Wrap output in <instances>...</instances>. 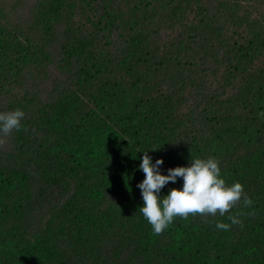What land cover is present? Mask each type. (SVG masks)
I'll list each match as a JSON object with an SVG mask.
<instances>
[{"label": "trees", "instance_id": "trees-1", "mask_svg": "<svg viewBox=\"0 0 264 264\" xmlns=\"http://www.w3.org/2000/svg\"><path fill=\"white\" fill-rule=\"evenodd\" d=\"M196 1L35 0L30 21L19 22L26 17L22 11L14 19L16 26L0 9V107L8 106L13 96L12 76L22 74L26 63L34 59L32 51L39 53L33 46L43 42L41 37L54 38L56 27L62 28L66 39L58 63L72 68L62 69L58 86L55 82L58 93L38 102L34 113L23 110V127L9 136L14 146L0 145V264H155L153 251L159 242L149 227L137 223V217L143 216L137 211L143 206L137 185L144 173L135 165L144 150L148 155L155 153V161L159 153L173 159L159 166L162 175L170 168L190 166L192 158L215 157L226 183H241L252 200L245 217L252 212L248 231L262 233L255 243L262 247L255 264H264V109L257 106L264 105V89L256 92L264 88V15L255 18L251 11L240 15L237 0ZM240 1L251 7L260 0ZM215 17L243 30L240 42L225 38L227 34L219 29L223 24L211 27ZM166 29L170 30L166 44L155 45V33ZM186 56L203 70L197 82L189 81L190 86L179 82L187 73ZM208 71L217 76L211 79ZM66 73L71 80L65 78ZM225 87L231 93L228 107L221 106L224 102L215 104L216 93L222 96ZM157 114H162L156 119L158 124L163 116L173 118L168 135L155 125ZM32 132L44 139L37 141ZM128 156L132 159L126 164ZM47 157L63 164L70 181L81 179L82 169L108 164L112 172L116 169L128 194L115 190L117 210L107 211L100 220L92 218L96 213L80 209L67 211L68 216L63 212L56 222L58 209L40 205L28 192L31 185L41 193L48 187L65 192L70 185L66 181L59 184L61 168L50 174L49 184L41 172L40 180L31 182L32 169ZM133 176L142 180L128 182ZM182 186L183 179L177 177L170 188ZM25 204L30 207L26 209ZM238 204L237 211L243 213V199ZM122 206L137 211V217L128 213L122 220L117 217L120 228L108 235L107 221ZM33 214L39 215L40 224L32 223ZM167 230L179 235L172 225ZM116 244L120 246L115 248ZM186 249L184 255L181 246H168L163 264H217L200 244L191 241Z\"/></svg>", "mask_w": 264, "mask_h": 264}, {"label": "rangeland", "instance_id": "rangeland-1", "mask_svg": "<svg viewBox=\"0 0 264 264\" xmlns=\"http://www.w3.org/2000/svg\"><path fill=\"white\" fill-rule=\"evenodd\" d=\"M34 1L35 0H0V9L6 11L5 15L7 21L10 20L9 23H12L11 25L16 26L17 22H15V20L18 17L20 18V13L22 11H26V17L20 19L19 22L26 23L30 21L27 19L29 12L31 10L30 8H32ZM200 1L202 0L196 2L198 3ZM207 3L208 5H210L212 2L207 1ZM235 5L240 15L242 16H244V11L253 12V17L255 18H260L262 15H264V0H260L257 3V6L249 7L248 5H246V3L243 4L240 0H237L235 2ZM214 20L215 22L213 23V25L210 23V26L218 28L216 27L217 25L223 24L224 26L222 28L219 27V29L223 32V34H227V36L225 37L226 39H228L232 43H236L237 40L239 41L242 39L240 32H242L243 30L241 31V29H238L236 24H234L231 21H222L218 17H215ZM61 29L62 28L60 27L55 28L56 33L53 35L54 38L50 37V41L49 38L45 40L44 37H41L39 39L42 40L43 42H40L38 46H33V49L37 50L39 53L37 55H34V52L32 51L34 59L26 63L27 67L25 68V70L21 72L22 74H14L12 76V78H14V80L11 82L13 84V89L11 92L13 96L10 99V103L8 106L2 105L0 107V112L13 111L18 108L22 111L24 110L26 114L34 113V110L38 108V102H42L43 100H46V98H48L49 96H52V94L54 95L58 93L57 92L58 88H56V86H58L60 73L62 72V69L65 68L70 71L72 69L70 68V66L64 67L63 65L58 63L61 62L60 60L62 59L61 50L65 49V47L61 46V44H63L64 46L66 45L64 44L66 39L61 35ZM206 29L209 30L208 27H206ZM169 33L170 30L168 29H166L165 31H160L158 33H155V37H154L155 45L166 44ZM33 37L34 35L31 34V38ZM203 37H204V31L201 34V38ZM160 49L163 50V48ZM183 51L186 52L185 49L181 50L182 53H184ZM169 52H171L170 54L174 53L170 50ZM184 60L186 62V64L184 65H186L187 73L184 78H180V80L182 81L179 82L180 83L185 82L188 86H190L194 82L198 81V77L203 73V70L201 65L200 66H197L196 64L192 65V63H190V60L188 59L187 56L185 57ZM54 63L55 65L53 66L52 64ZM34 66L36 68L34 70H31ZM35 73H38V75ZM206 74L210 76L211 79L217 76L216 74H213V72L211 71H208ZM218 74H220V72H218ZM25 75H26V79H25ZM33 76L36 77L35 81H30L32 80ZM64 76L66 79L69 78L71 80V75L66 73ZM28 78H30V80H28ZM189 81H191L192 84H190ZM51 82H53L54 85H52ZM55 82H56V86H55ZM65 82L68 83L69 81L65 80ZM165 86H163L161 89H163ZM263 89H264L263 87L256 89V92ZM165 90L167 91L166 87ZM30 93L31 95L37 94L35 96V99L31 98ZM213 93H214L213 96H215L214 90ZM228 94L231 93L228 92L226 87L223 91L222 96L220 95V92L219 94L216 93L217 97L215 100V104H217V102L218 104L224 102V104H221V106H225L226 104V106L228 107L229 104H231L230 102H228L231 100ZM187 98H189V96H187L186 99ZM184 101L187 102V100ZM19 102L22 103V106L18 105ZM257 106L260 109H264L263 104H259ZM159 116H162V114L155 115V125L159 126L158 130H160L163 134L168 135L172 128L171 125L173 122V118L169 119L166 116H163L161 124H158L156 123V119ZM27 121L28 118L26 119V122ZM103 123L104 125L108 124L107 120ZM99 125L102 126L101 124ZM32 133L37 141H41L42 139H44L42 135L40 136V134H37L35 132ZM67 141L69 143V139ZM14 142L15 140L12 137H8L6 139V143L9 148H12L14 146ZM167 145L168 144L165 145L166 149L169 148L167 147ZM43 147L45 148L47 147V145H43ZM77 147H82V146L78 144ZM125 155L126 154H123L122 156L124 157ZM149 155L152 158V163L155 164V159L157 155H155V153H152L151 151L149 152ZM158 155L160 156V159H163V161L173 160L172 158L169 157L168 154L159 153ZM34 157L36 156H33V158ZM131 159L132 158L128 156L124 162L128 164L131 161ZM140 162L141 160H139V163L135 165V167H139ZM39 163L40 166L37 163V166H35L31 171L32 174V176H30L32 178L31 182H34V179H36V181H39L40 178L38 177V175L41 172L43 176L46 178L47 183L49 184V180L51 178L50 174H53L54 169H60V168H61L60 171L62 170L61 171L62 177L59 178L58 180L59 184L62 181H66L68 184L70 182V185L65 189L66 190L65 192H60L57 190V188L55 189L48 187V188H44L42 190L43 193H41L35 186L31 185L29 187L28 192L31 195L36 196L35 198L37 199L36 200L37 203H39L40 205L49 204V206L58 209V215H56L57 216L56 222H58L60 216L64 215L63 212H65L66 214L67 211H69V213L71 212L73 213V212H77V210L80 209L91 211L92 213L90 215L96 213V216L92 218L100 220L107 211L110 213H114L117 210V201L115 197H118V194L116 193V191L123 194V196L127 195L128 194L127 192L129 191L128 189L120 185V181H119L120 178L119 175L116 174V169H113L112 172V168H110L108 164L105 167L97 164L92 167L89 166L85 168V170L82 169L80 170L81 172H83L81 175V179L79 176V179L73 178L70 181L68 180L70 178H67L64 175L63 172L64 170L62 168L63 164L60 163L59 160L51 157H47L45 161L41 159ZM103 172H106L108 174L102 175ZM95 177L97 178L94 179ZM89 179H93L94 181L93 180L89 181ZM141 180L142 179L139 176L137 177L133 176L128 178V182L130 183L140 182ZM91 183H95L96 185L94 186V184ZM172 185L173 183H170L167 184L165 187H163L159 195L162 196L165 192H167L168 189H171L170 187ZM82 191H86V192L95 191V193L90 195H81L80 193ZM47 192L51 193V196L43 198L44 196H46L45 194ZM126 198L127 200H129L130 197L126 196ZM123 201H124V197H123ZM138 201L141 203V200H136L135 203H137ZM240 205L241 204H237L235 207L231 209L230 213H226L224 216H220L219 214H217L216 216L213 217L211 215L203 216L197 214V215H189L187 219H182L179 217L175 218L171 225L173 229L178 230L179 232L178 236L171 233L167 229L159 235L155 234L156 236L155 240H158L159 242L158 245H155V250L153 251V254H155V264H163L164 260L166 259V255H164L163 249H166L168 246L173 244L179 247L181 246L183 254L186 255L187 254L186 248H188V243H190L191 241L195 242L198 245L200 244L201 247L205 248L210 255L216 258L215 263L217 264H255L256 259L260 256L261 248H262L261 245L255 243L257 241V237L262 233L260 232L259 234L256 235L254 234V232L251 233L248 231L249 224L253 222L252 212L250 213L248 219H246L245 216L247 215L246 210L248 209V207L241 206L242 208H244V211L237 218L240 221H242V225H243L242 227L240 225H232L231 221L228 220L227 218L228 215L230 214L235 215L236 213H238L237 210ZM23 206L26 209L30 207L29 204H25ZM128 208L131 209V207ZM128 208L126 209L122 206L115 215L111 216V219H108L107 221L109 225L107 226V228H109V231L107 233L108 235L113 233L112 232L113 229L120 228V226L117 225L118 222H116L117 217H121L122 220L123 218L127 217L126 213L130 215H134V213L136 214L137 211H139L137 210L134 211L133 213ZM68 214L66 216H68ZM134 216L137 217L136 215ZM85 217L86 218L89 217L88 214H85ZM32 218H33L32 223H34L35 221H36L35 223L37 224L41 223L39 220V215L36 216L35 214H33ZM217 221L230 224L231 225L230 229L227 231L217 229L215 227ZM137 223L142 227L145 228L149 227V229L152 230L151 225L143 218V216L137 217ZM52 225L54 226L55 222H53ZM221 240L223 241V243L220 245ZM117 246L119 247L120 245L116 244L115 248ZM235 256L239 257L240 260L236 259ZM219 258H222L223 262H219Z\"/></svg>", "mask_w": 264, "mask_h": 264}, {"label": "clouds", "instance_id": "clouds-1", "mask_svg": "<svg viewBox=\"0 0 264 264\" xmlns=\"http://www.w3.org/2000/svg\"><path fill=\"white\" fill-rule=\"evenodd\" d=\"M25 113L20 109L0 112V145H3L13 131H20ZM27 130L26 128L24 129ZM155 151L156 149H151ZM139 169L144 173V179L137 187L141 191L143 206L139 208L143 218L151 225L154 234H161L179 217L187 219L189 215L224 216L230 213L242 199L245 207L252 205V200L244 192L239 182L231 185L222 178L219 161L215 157L192 158L188 167H174L168 169L167 175L160 173L159 166L162 159L155 164L147 154L142 151ZM183 179L180 189L171 188L166 196L159 195L161 189L169 182L175 183L176 178ZM242 213L228 215L232 225H242L237 217ZM215 227L227 231L231 225L217 221ZM166 249H163L165 255ZM155 255V254H154ZM166 260V259H165Z\"/></svg>", "mask_w": 264, "mask_h": 264}]
</instances>
